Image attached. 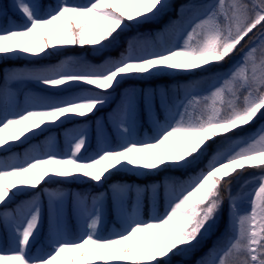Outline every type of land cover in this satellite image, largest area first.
Here are the masks:
<instances>
[{
	"label": "rangeland",
	"instance_id": "1",
	"mask_svg": "<svg viewBox=\"0 0 264 264\" xmlns=\"http://www.w3.org/2000/svg\"><path fill=\"white\" fill-rule=\"evenodd\" d=\"M165 1L0 0V264H264V0Z\"/></svg>",
	"mask_w": 264,
	"mask_h": 264
},
{
	"label": "trees",
	"instance_id": "2",
	"mask_svg": "<svg viewBox=\"0 0 264 264\" xmlns=\"http://www.w3.org/2000/svg\"><path fill=\"white\" fill-rule=\"evenodd\" d=\"M187 0H171L172 4L174 5V7L179 6L181 3L186 2ZM146 26L145 25H141L139 26L140 29H144ZM123 32V31H118V32H111L109 36L115 35V36H119V34ZM111 41H109L110 43ZM45 56L48 57L50 60L52 61L53 64H55L56 59L58 58V54L59 52L55 51L54 49H52L50 46H47V50L45 52ZM13 64H18L19 66L21 65H27L29 64V61L26 60H20L17 62H4L1 66H0V73L2 72V70L4 69L5 66L7 65H13ZM215 67H212L211 70H214ZM209 70H203V71H197L196 73L192 74V75H176V76H169V75H158V76H152L150 77V82L151 84H171L175 81H182L183 79H193V78H197L199 76H203L206 73H208ZM129 82H126L125 84L128 85ZM159 111L160 108H159ZM151 176H153V174H145L144 178H136L135 176L132 175H127L124 173H120V172H107L106 175L104 176L105 179L107 180L108 183H113V182H146L148 180V178H151ZM47 186L57 189V188H61V189H73V188H80L79 185L75 184V183H67V182H63V181H53L52 183H48ZM133 264H137V263H133Z\"/></svg>",
	"mask_w": 264,
	"mask_h": 264
},
{
	"label": "bare ground",
	"instance_id": "3",
	"mask_svg": "<svg viewBox=\"0 0 264 264\" xmlns=\"http://www.w3.org/2000/svg\"><path fill=\"white\" fill-rule=\"evenodd\" d=\"M222 172H224L223 169H222ZM72 251L73 250H70L69 252H67V254L58 253V255L56 257H51V258L45 257L42 254H39L37 256V259L41 260V264H57L62 259L65 261L66 258H68L69 254L72 253ZM96 257L98 258L97 260H101V254L100 253L96 254ZM97 260H93L91 258V256L89 254H87L84 257L77 256L75 259V263L76 264H99L97 262Z\"/></svg>",
	"mask_w": 264,
	"mask_h": 264
}]
</instances>
